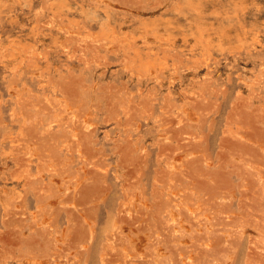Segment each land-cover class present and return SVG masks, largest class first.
<instances>
[{
  "label": "rangeland",
  "instance_id": "374dc122",
  "mask_svg": "<svg viewBox=\"0 0 264 264\" xmlns=\"http://www.w3.org/2000/svg\"><path fill=\"white\" fill-rule=\"evenodd\" d=\"M0 264H264V0H0Z\"/></svg>",
  "mask_w": 264,
  "mask_h": 264
},
{
  "label": "bare ground",
  "instance_id": "6f19581e",
  "mask_svg": "<svg viewBox=\"0 0 264 264\" xmlns=\"http://www.w3.org/2000/svg\"><path fill=\"white\" fill-rule=\"evenodd\" d=\"M16 93H17V92H16ZM15 151H16V150H15ZM14 153H15V152H14ZM17 155H18V153H17ZM17 155H16V156H17ZM14 156H15V155H14ZM16 156H15V157H16ZM26 158H27V157H26ZM22 159H23V158H22ZM15 160H17V159H15ZM26 160H27V159H26ZM26 160H24V161H26ZM18 161H19V160H18ZM26 163H27V162H26ZM26 163H24V164H26ZM226 212H227V211H226ZM227 213H228V215H229V212H227ZM232 215H233V214H232ZM232 215H231V216H232ZM229 216H230V215H229ZM231 216H230V217H231ZM234 216H235V215H234ZM230 217H229L228 219H232V218H230ZM234 221H236V219H234Z\"/></svg>",
  "mask_w": 264,
  "mask_h": 264
}]
</instances>
